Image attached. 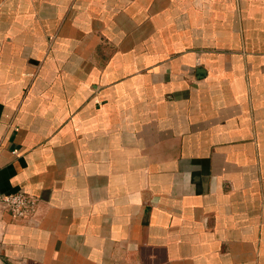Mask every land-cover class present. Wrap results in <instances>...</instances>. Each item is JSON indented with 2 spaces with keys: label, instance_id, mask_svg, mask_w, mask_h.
Returning a JSON list of instances; mask_svg holds the SVG:
<instances>
[{
  "label": "crops",
  "instance_id": "crops-1",
  "mask_svg": "<svg viewBox=\"0 0 264 264\" xmlns=\"http://www.w3.org/2000/svg\"><path fill=\"white\" fill-rule=\"evenodd\" d=\"M0 264H264V0H0Z\"/></svg>",
  "mask_w": 264,
  "mask_h": 264
},
{
  "label": "built area",
  "instance_id": "built-area-1",
  "mask_svg": "<svg viewBox=\"0 0 264 264\" xmlns=\"http://www.w3.org/2000/svg\"><path fill=\"white\" fill-rule=\"evenodd\" d=\"M38 206V199L24 191L3 193L0 191V213L7 212L14 220L31 219Z\"/></svg>",
  "mask_w": 264,
  "mask_h": 264
}]
</instances>
